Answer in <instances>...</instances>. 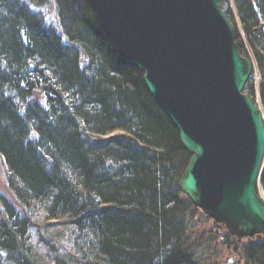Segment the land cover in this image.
Returning a JSON list of instances; mask_svg holds the SVG:
<instances>
[{
	"label": "trees",
	"instance_id": "trees-1",
	"mask_svg": "<svg viewBox=\"0 0 264 264\" xmlns=\"http://www.w3.org/2000/svg\"><path fill=\"white\" fill-rule=\"evenodd\" d=\"M52 3L60 31L42 13ZM264 112V0H221ZM192 155L87 0H0V264H264L179 188ZM264 191V171L261 176Z\"/></svg>",
	"mask_w": 264,
	"mask_h": 264
},
{
	"label": "water",
	"instance_id": "water-1",
	"mask_svg": "<svg viewBox=\"0 0 264 264\" xmlns=\"http://www.w3.org/2000/svg\"><path fill=\"white\" fill-rule=\"evenodd\" d=\"M87 1L192 155L181 192L231 236L262 240L264 112L245 93L255 64L221 0Z\"/></svg>",
	"mask_w": 264,
	"mask_h": 264
},
{
	"label": "rangeland",
	"instance_id": "rangeland-1",
	"mask_svg": "<svg viewBox=\"0 0 264 264\" xmlns=\"http://www.w3.org/2000/svg\"><path fill=\"white\" fill-rule=\"evenodd\" d=\"M42 16L44 17V21L46 22V24L51 26L53 29L60 31L56 11L52 3H50L48 5V8L44 10ZM255 79H258L257 73ZM260 194L264 198V191L262 189H260ZM1 198H5L9 202L15 201V197L7 185L3 168L0 165V199ZM1 209L2 206L0 204V210ZM247 241L248 239H244L243 243H246ZM220 254H221V259H220L221 264H245L241 254L238 251L233 252L231 250L223 248L220 251Z\"/></svg>",
	"mask_w": 264,
	"mask_h": 264
}]
</instances>
